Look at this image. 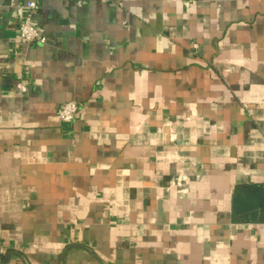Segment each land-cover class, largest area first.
I'll return each instance as SVG.
<instances>
[{
	"label": "crops",
	"instance_id": "0c3cea01",
	"mask_svg": "<svg viewBox=\"0 0 264 264\" xmlns=\"http://www.w3.org/2000/svg\"><path fill=\"white\" fill-rule=\"evenodd\" d=\"M27 1L0 0L1 264H264V0H36L45 43Z\"/></svg>",
	"mask_w": 264,
	"mask_h": 264
},
{
	"label": "built area",
	"instance_id": "2783aa9c",
	"mask_svg": "<svg viewBox=\"0 0 264 264\" xmlns=\"http://www.w3.org/2000/svg\"><path fill=\"white\" fill-rule=\"evenodd\" d=\"M192 0H185L189 5ZM39 4L36 0H28L25 4V12L18 23L17 38L26 43H45L47 37L40 31L33 20L34 12L38 9ZM18 90L25 92L27 87L24 83L18 82ZM80 108V103L75 100H69L61 104L59 108V117L63 121H72ZM5 253L4 248H0V264L2 256Z\"/></svg>",
	"mask_w": 264,
	"mask_h": 264
},
{
	"label": "trees",
	"instance_id": "16d2710c",
	"mask_svg": "<svg viewBox=\"0 0 264 264\" xmlns=\"http://www.w3.org/2000/svg\"><path fill=\"white\" fill-rule=\"evenodd\" d=\"M247 192V190H245ZM240 188L235 191V213L239 214L240 208L238 207V196H240ZM249 196L246 198V209H248L251 215H254L259 209L264 212V207H260V199L264 200V189L262 187L255 188L254 191H250ZM264 206V204H263ZM252 218V217H251Z\"/></svg>",
	"mask_w": 264,
	"mask_h": 264
}]
</instances>
